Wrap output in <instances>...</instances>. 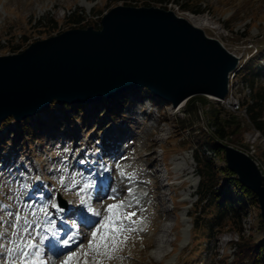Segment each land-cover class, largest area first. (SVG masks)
<instances>
[{"label": "rangeland", "instance_id": "obj_1", "mask_svg": "<svg viewBox=\"0 0 264 264\" xmlns=\"http://www.w3.org/2000/svg\"><path fill=\"white\" fill-rule=\"evenodd\" d=\"M196 1L206 8L204 13L182 10L175 3H169L167 10L190 21L193 16L204 18L206 24L201 28L205 33L240 57L237 69L254 55L264 53V0ZM117 6L125 4L120 0H0V57L16 53L12 51L14 46L23 45L24 51L41 39L80 29L69 22L79 16L85 18V27L81 29L97 31L95 24L101 22L102 25L105 14ZM152 6L161 7L159 4ZM73 12L77 14L68 18ZM48 19L57 24L56 29ZM244 34L246 37L242 36ZM259 64L263 69L260 81L264 85V56ZM242 83L245 81L233 77L229 94L222 98L223 101L210 99L207 95L205 98L202 94L175 107L173 100L166 98L156 104L152 100L154 96L147 94L148 89H145L142 97L124 100L121 113L116 115L109 110L108 104L104 108L103 103L95 109L86 105L83 115L77 118L69 107L67 110L59 108L56 110L59 117L55 116L49 124L46 112L40 111L32 118L31 125L36 134L31 137L24 131L19 134V124L24 119L20 122L9 119L7 128L0 130V205L8 206L0 211L7 222H0V232L5 229L10 232L14 217H8L7 211L15 213L20 208L21 214L28 215L31 220V210L23 211L30 202L35 206L47 203L53 197L58 204L59 197L69 204L78 200V185L68 191L65 187L70 184L73 173L79 176L82 172L74 159L79 154H86L91 163L97 161L96 169L110 171L107 178L100 180L108 181L109 189L103 193L92 190V206L103 213L107 204L114 201L106 200L103 205L100 201L111 194L113 187L119 191L120 199H131L128 188L132 187L133 195L139 200L138 204L132 201L131 209L137 213L133 219L141 220L133 226L137 230L126 233L128 240L111 260L101 261V264H226L233 261L240 242L256 245L264 238L261 208L245 196L243 198L248 199L245 204L247 214L241 218L240 225L223 222V230L217 232L215 239L209 238L205 226L196 233L192 214L198 200L196 191L200 177L193 147L199 144L196 129L203 127L209 137L211 110H222L240 118L243 124L231 141L218 139V142L247 152L264 174V136L249 122L246 106L243 105L241 110L234 109L235 99L250 93L246 86L242 92ZM134 91L141 92L139 89ZM107 100L110 103L112 98ZM213 142L215 140H209L202 148L207 155L216 157V163L221 167L225 165L222 156L226 158V150L220 157L215 156L209 147ZM121 169L125 173H134L135 180L130 183L120 174ZM61 176L66 177L64 186L58 183ZM26 182L29 189L24 191ZM36 183L38 196L37 191H33ZM103 185L100 183V187L104 188ZM31 194L36 197L24 202L23 198ZM239 197L241 195L237 193L236 198ZM198 211L197 208L199 214ZM0 243L6 244L7 239ZM51 249L46 247L49 252L45 259L48 264H55ZM6 256L7 253L0 252V264H5ZM89 259L92 261V257Z\"/></svg>", "mask_w": 264, "mask_h": 264}, {"label": "water", "instance_id": "obj_2", "mask_svg": "<svg viewBox=\"0 0 264 264\" xmlns=\"http://www.w3.org/2000/svg\"><path fill=\"white\" fill-rule=\"evenodd\" d=\"M131 7L138 6L126 5ZM150 7L115 14L107 26L104 16L101 29H90L106 30L103 41L71 34L25 56L0 60V120L11 106L27 110L46 101L52 91L60 100L64 97L59 90L77 102L88 95L102 98L140 80L177 107L194 95L222 96L219 77L227 60L220 50L185 40V35L193 36L191 28L180 22L185 32H179L172 18L150 12ZM225 150L228 167L257 194L264 221V181L258 163L237 147L225 145Z\"/></svg>", "mask_w": 264, "mask_h": 264}, {"label": "trees", "instance_id": "obj_3", "mask_svg": "<svg viewBox=\"0 0 264 264\" xmlns=\"http://www.w3.org/2000/svg\"><path fill=\"white\" fill-rule=\"evenodd\" d=\"M123 1L125 5L132 6H152L154 4L161 5L162 8L167 9L169 3H175L179 8L186 11H191L195 14L204 13L206 8L202 4H199L198 1L194 0H120ZM76 12L71 13L68 18L75 16ZM77 14V13H76ZM85 18L81 16L76 17L72 20H69L76 27L84 28ZM49 22H52V28L56 29L57 24L53 23L52 19H48ZM98 22V21H95ZM95 27L99 30L102 28L101 22L95 24ZM246 34V33H245ZM242 35L246 37V35ZM23 45L14 46L12 51L19 52L22 51ZM264 56L263 52H260L259 55H254L247 62L243 63L242 66L238 69L236 75L244 80L251 88V94L247 96L244 95L243 104L246 106V113L248 115L249 122L258 129L261 134L264 136V85L260 81L263 75V69L260 67L259 62ZM125 97V94H122ZM118 97L117 99L111 100L110 103L106 101L103 104H108L109 109L114 114H119L121 112V107L124 104L122 101L123 97ZM196 95L191 98H195ZM205 96V95H204ZM206 98V96H205ZM155 103L161 104L163 99L159 97H153ZM188 103V101H187ZM70 107L76 113H79L83 110V104H63L62 108ZM56 105L53 102L48 107L44 108L48 115V121L51 123L54 120ZM11 118V117H10ZM42 119V118H40ZM38 118V122L40 123ZM33 119L31 117L22 120L19 124V134H22L24 131L30 137L33 136L34 131L31 123ZM7 123V122H6ZM5 123V124H6ZM192 124V123H191ZM242 120L240 118L234 117L232 114L224 113L222 110L212 109L210 118L208 120V128L210 131L209 137L204 131L203 127L196 129L198 131L199 140L198 145L193 147L194 158L197 163L198 174L200 177L199 187L197 189L198 200L194 205L193 212V222H194V231L197 233L200 228L203 226L206 227L207 232L209 233V238L215 239L218 231H222L224 224L223 222H229L230 224H239L241 218L246 216V202L248 199L243 197H248L255 204H259L257 194L243 184L238 178V174L230 169L227 165L225 155L222 156L225 160V165L219 167L216 163V157L212 155H207L202 146L209 144V140H215L213 144L209 145L215 156L223 155L222 151L225 153V145H221L218 142L219 140L226 141L229 140L234 134L239 132L242 128ZM208 137V140L205 139ZM202 149V150H201ZM223 178L224 181L221 179ZM264 181V174H263ZM241 197L236 198L237 193ZM197 208L200 209L199 214L197 213ZM208 214V217L205 215ZM217 231L215 232V229ZM240 233L243 230H238ZM239 251L235 256V259L226 264H264V238L256 245L249 243L239 244Z\"/></svg>", "mask_w": 264, "mask_h": 264}, {"label": "snow or ice", "instance_id": "obj_4", "mask_svg": "<svg viewBox=\"0 0 264 264\" xmlns=\"http://www.w3.org/2000/svg\"><path fill=\"white\" fill-rule=\"evenodd\" d=\"M120 174L126 176L130 183L135 180L134 173H125L121 169ZM79 175L80 179L78 180L76 179L77 174H72L70 184L65 187V191L79 185L76 195L79 197V204L84 206L82 210L88 215L84 225L90 231L87 246L85 247L81 242L82 235L75 223L71 225L68 232L61 235L64 230L59 228L57 221L52 218L53 213L49 211V205L57 213L63 212L64 209L55 201L54 197L47 203L35 206H33L34 202H30L24 206L23 211L31 210L29 212V215L33 217L31 220L28 215L21 214L20 208H17L15 213L11 211L5 213L8 217H14L10 225V232L8 229L0 232V240L7 239L6 244L0 243V252L7 253V256L4 257L5 264H48V259L42 258L44 256L43 246L46 245V242L50 248L62 247L68 250L61 264H89V257H92V264H101V257L106 256L111 260L128 240L126 233L137 230L133 226L139 224L141 220L133 219L137 213L131 211L132 201L139 203V200L133 195L134 188H128V196L131 199H120L119 191L115 187L111 188V194L106 195L105 200H101L100 203L103 205L106 200L114 202L107 204L102 213L91 203L93 194L90 190L95 189V180L92 176H84L82 173ZM65 179V176H61L58 183L64 186ZM23 187L27 188L28 185L25 184ZM7 207L0 205V211ZM0 222L7 223L2 215H0ZM37 239L39 243L36 242ZM73 244L77 245V250H71Z\"/></svg>", "mask_w": 264, "mask_h": 264}, {"label": "bare ground", "instance_id": "obj_5", "mask_svg": "<svg viewBox=\"0 0 264 264\" xmlns=\"http://www.w3.org/2000/svg\"><path fill=\"white\" fill-rule=\"evenodd\" d=\"M154 8V9H153ZM140 9V7H137V8H126V5L125 6H117L115 8H113L109 13L107 12L105 14V25L107 26V23L109 22V18L114 16L115 14H119V13H123V12H127V11H133V12H138ZM165 9V8H164ZM162 9L161 7L159 6H152L150 7L149 11L150 12H154L156 14H162L164 16H167V17H170L173 19V21L177 24L176 27L178 28L179 32H182L184 33L185 31L182 30L181 26H180V22L181 23H185L189 28L192 29V33H193V36H184V37H187V38H184L185 40L187 41H196V42H199L201 44H204V45H208V46H212L218 50H220V52L222 53V55L225 57V59L227 60V63H225V67L222 71V75H220L219 77V82L222 83V87L220 86V93L222 94V96H219V95H216V96H213V95H209L210 97L212 98H215V99H218L219 98H222L223 95L226 93L227 89H228V86H229V81L230 79L228 78L229 76V73L236 67L237 63L239 62V59L240 57L237 55H235L234 53L230 52L224 45L223 43H221L218 39H215L214 37H210L208 36L205 31L201 28L203 27V25L206 24L205 22V19L204 18H201V17H195L193 16V19L190 21L188 20V18H185L184 17H181V16H178L175 12H173L172 10H167V9ZM105 31H102V32H93L91 30H88L86 31V29H70V30H67V31H64L65 32V35H55L54 37H49V38H46V39H41L33 44H31L29 47V50H27V52L25 51H22L20 52L19 54L18 53H14V54H11V55H8V56H3V57H0V60L2 61H5L7 58H17V57H21V56H25L27 55L28 53L32 52V51H35V50H39L43 45H48L50 43H54L55 41H57L58 39L59 40H62L64 38H66V35L68 36H71V34H82V35H90L96 39H99V40H104V34H105ZM63 32V33H64ZM62 34V33H61ZM60 35V36H59ZM127 86L125 87H119L118 89H116L115 91L113 92H109L107 93L106 95H103L104 97H106V99H109V98H112V100L114 99H117V97L120 95L121 92H123L124 88H128L130 86L132 87H140V86H147L149 88H151L152 90H154L156 93L157 91L155 90V88L149 83V82H146V81H137L135 83H131V84H126ZM122 89V90H121ZM56 92V91H54ZM54 92H50L49 96H48V99L46 101H44L43 103L41 104H38L32 108H29L27 110H24V111H18L16 109H14L12 106L7 110V114H10V115H13V117L15 118V120H19L21 117H25L27 116L28 118L29 117H32L34 115V113H37V112H40L43 107H45V105L41 106L42 104L44 103H49L53 97V99L57 98V94L55 95ZM59 93L62 94L61 97H64L63 100H66V101H71L72 102L77 99L72 96H68L66 95L65 93H61L60 90H59ZM79 99H82L84 101H94V100H98V99H101V97L99 96H82L80 97ZM111 101V100H110ZM83 101H77V103H82ZM239 100L238 99H235L234 101V109H240L242 108V106L238 103ZM185 104V102H184ZM175 107H177V105H175ZM29 115V116H28ZM85 166V164H84ZM263 195H264V192H263ZM79 232H81V235H82V240L81 242L85 245V247L87 246V243L85 242V240H87V235L90 234V231L89 229L86 227V230L85 232L81 229H79ZM71 250H77V245H73ZM65 250H62L61 251H56L54 253V261H58L60 259H62V256H63V253ZM101 261H107L109 260L106 256L104 257H101L100 258ZM89 264H92V261L91 259H89Z\"/></svg>", "mask_w": 264, "mask_h": 264}, {"label": "built area", "instance_id": "obj_6", "mask_svg": "<svg viewBox=\"0 0 264 264\" xmlns=\"http://www.w3.org/2000/svg\"><path fill=\"white\" fill-rule=\"evenodd\" d=\"M240 104V102H238ZM241 105V104H240Z\"/></svg>", "mask_w": 264, "mask_h": 264}]
</instances>
